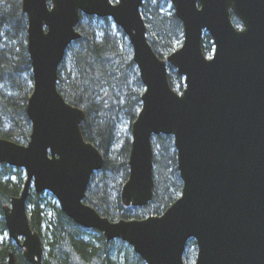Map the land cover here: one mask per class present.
<instances>
[{
	"label": "water",
	"instance_id": "obj_1",
	"mask_svg": "<svg viewBox=\"0 0 264 264\" xmlns=\"http://www.w3.org/2000/svg\"><path fill=\"white\" fill-rule=\"evenodd\" d=\"M145 0H22L33 91L27 102V144L0 137V164L24 168L19 196L3 207L10 239L31 264H42V235L29 222L28 197L49 191L68 218L111 242L129 243L147 264H264V0H170L183 22V45L162 59L148 41ZM110 17L129 37L144 85L132 123L124 205L154 197L153 136L172 135L182 195L161 215L112 221L86 203L103 153L85 140V112L58 87L68 48L81 38L82 15ZM242 22L238 28L232 19ZM208 32L213 56L203 51ZM185 79L173 89L168 68ZM0 264H17L15 254Z\"/></svg>",
	"mask_w": 264,
	"mask_h": 264
},
{
	"label": "trees",
	"instance_id": "obj_2",
	"mask_svg": "<svg viewBox=\"0 0 264 264\" xmlns=\"http://www.w3.org/2000/svg\"><path fill=\"white\" fill-rule=\"evenodd\" d=\"M167 3V0H145L142 5L149 43L162 59L180 47L184 38L183 23L174 10H164ZM93 19L82 15L78 25L82 38L68 52L71 68L66 66L65 59L58 80L59 91L67 101L84 110L83 135L103 153L106 162L102 171L92 176L86 203L112 221L144 218L150 213L161 215L182 193L173 136L157 135L153 139L155 187L149 206L138 210L125 206L120 192L129 177L132 140L126 137L123 146L116 149L117 126L122 116L131 123L137 118L142 107L143 84L132 54L124 49V40L114 35L110 26L99 34ZM233 19L236 26L242 25L240 19L235 16ZM27 26L22 0H0V33L13 41L5 45L0 41V137L20 144L28 143L32 133L26 106L33 87L29 88L26 80H22L32 69ZM211 42V35L206 34L205 54L210 53L214 45ZM169 68L171 86L182 91L183 78L174 67ZM3 85L11 87L13 93L6 94ZM25 179L23 168L0 164V233L7 231L3 207L21 194ZM114 189L117 196L113 198ZM44 194L32 191L28 197L29 222L43 239L42 264H147L129 243L119 238L109 242L99 230L78 225L67 217L51 193L53 201ZM195 245L190 240L187 248ZM10 253L15 254L17 264H31L23 256L22 247L4 239L0 242V263ZM185 261L191 264L187 257Z\"/></svg>",
	"mask_w": 264,
	"mask_h": 264
},
{
	"label": "rangeland",
	"instance_id": "obj_3",
	"mask_svg": "<svg viewBox=\"0 0 264 264\" xmlns=\"http://www.w3.org/2000/svg\"><path fill=\"white\" fill-rule=\"evenodd\" d=\"M114 1L116 2L117 0H114ZM167 1L169 4L167 3L168 5L166 4V6H164V10H174L173 6L171 4V1L170 0H167ZM92 22L95 26H97L99 28V29L97 28L99 34H102V30L107 28V26H110L112 33L118 37L120 36L124 40V46H125V47L123 46L124 49L127 50L130 54H132L133 47L130 44L129 37L127 35H124L122 29L119 26H117L111 18L102 19V18L96 16L95 19L92 20ZM120 30L122 32H120ZM0 41L3 43V45L9 44L10 41L13 42L12 40H10L9 37L7 38V34H4V32L0 33ZM213 50H214V46H212V49H211L210 53L208 54L209 57L212 55L211 53ZM68 60H69V55L66 57L65 62H66V66L71 68L70 61H68ZM171 73L174 74L173 71H171ZM31 78H33L32 71H30L29 74L24 75V77H22V80H26L29 88H30V86L34 88L33 79L31 80ZM2 89L6 94L7 93L12 94L13 93V89L11 87L9 88L6 85H3ZM131 125H132V123L128 119H126L124 116L120 117L119 123L117 126L118 127V133H117L118 145H117V147H115L116 149H119L120 147L123 146V143H124L126 137H128V136H130V138L132 137V126ZM131 140H132V138H131ZM109 184L112 186L110 181H109ZM116 191H117L116 189L113 190V194H112L113 198L117 196ZM49 194H50L49 192H46L44 194L45 198H48L49 201H53V198H51L49 196ZM56 201L58 203V200H56ZM142 208H146V207H138L136 209L138 210V209H142ZM150 214H152V213H150ZM8 238H9V234L7 231H3L2 233H0V242H2L4 239L6 240ZM187 249L189 251L188 250L186 251L185 258L187 257L189 260H191V264H195L197 261L196 260L197 250H198L197 247L195 246V248L191 247V249H189V248H187Z\"/></svg>",
	"mask_w": 264,
	"mask_h": 264
},
{
	"label": "bare ground",
	"instance_id": "obj_4",
	"mask_svg": "<svg viewBox=\"0 0 264 264\" xmlns=\"http://www.w3.org/2000/svg\"><path fill=\"white\" fill-rule=\"evenodd\" d=\"M66 57H67V55H66ZM66 57H65V59H66ZM65 59H64V60H65ZM64 60H63V62H64ZM1 263H2V262H1Z\"/></svg>",
	"mask_w": 264,
	"mask_h": 264
}]
</instances>
